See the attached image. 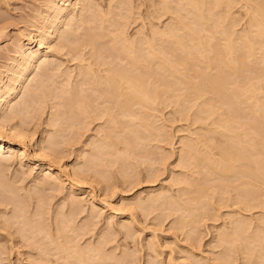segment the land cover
<instances>
[{
    "label": "rangeland",
    "instance_id": "374dc122",
    "mask_svg": "<svg viewBox=\"0 0 264 264\" xmlns=\"http://www.w3.org/2000/svg\"><path fill=\"white\" fill-rule=\"evenodd\" d=\"M78 1L74 18L61 21L49 38V8L61 0H0V87L23 66L27 44H36L40 32L49 38L41 64L0 109L1 119L15 112L5 124H22L28 153L21 161L0 153V179L10 190L0 193V264H264V41L255 37L251 12L264 0H225L228 8L212 0L205 7L198 0ZM195 3L200 21L192 13ZM176 18L196 29L210 56L213 45L223 50L222 28L236 54L246 52L243 34L261 40L249 62L262 73L251 67L215 87L210 78L218 68L210 69L190 41L194 59L173 71L154 58L132 65L121 55L117 39L133 40L143 52L151 31ZM155 41L170 57L166 42ZM16 44L23 46L20 55ZM107 69L141 81L153 99L128 90L131 97L121 96L122 89L92 91ZM189 81L199 86L198 96L184 84ZM82 95L88 100L83 114ZM225 152L239 159L230 162Z\"/></svg>",
    "mask_w": 264,
    "mask_h": 264
},
{
    "label": "bare ground",
    "instance_id": "6f19581e",
    "mask_svg": "<svg viewBox=\"0 0 264 264\" xmlns=\"http://www.w3.org/2000/svg\"><path fill=\"white\" fill-rule=\"evenodd\" d=\"M74 1H76V0H61V3L60 4H53L49 9H50V11H49V18H50V20H49V24H50V26H49V29H51V31H50V33H48L49 34V38H50V36H52V35H54L57 31H58V25H59V23H61V21L63 22V20H67V19H70V20H72L74 17H73V14H72V11L75 9V7H77L76 6V3L74 2ZM78 1V0H77ZM82 1V0H81ZM87 1V0H86ZM110 1V0H109ZM199 1V3H204V7L206 6L205 4L208 2L207 0L205 1V0H198ZM230 1V0H229ZM255 1V0H254ZM78 2H80V1H78ZM92 2V1H91ZM117 2V1H116ZM212 2H213V5L214 6H218L219 4H225V0L223 1V0H212ZM257 2H260V1H258L257 0ZM264 2V1H263ZM90 2H88V4H89ZM188 3H189V1H188ZM191 3V2H190ZM196 3H197V1H196ZM193 4L192 5V13H193V16H194V19L196 20V21H200L201 20V18H202V16H203V14H200V8L199 7H197V4ZM256 3V2H255ZM260 3H262V2H260ZM260 3H258L257 4V7L255 6V10L253 11H251V12H253L252 14H254V23H255V25L257 26V32H255L256 33V35H255V37L257 38V39H261L262 41H264V6L262 5V4H264V3H262V4H260ZM46 4V3H45ZM87 4V5H88ZM109 4V3H108ZM124 4V3H123ZM122 4V5H123ZM217 4V5H216ZM226 4L228 5V2H226ZM226 4H225V6H226ZM78 5V4H77ZM118 5V4H117ZM121 5V4H120ZM163 5H165V6H163V7H165L164 9L166 10V8H167V6H166V4H163ZM222 5V6H223ZM231 5V4H230ZM85 6V5H84ZM95 6V5H94ZM97 6V5H96ZM99 6V5H98ZM199 6V5H198ZM200 6H201V4H200ZM213 6V7H214ZM212 7V6H211ZM220 6H218V8H219ZM227 7V6H226ZM226 7L224 8L225 10H226ZM100 8V7H99ZM191 8V7H190ZM223 8V7H222ZM228 8V7H227ZM89 9V8H88ZM223 9V10H224ZM95 10V9H94ZM202 10V9H201ZM207 10V9H206ZM212 10H214L213 8H212ZM217 10V9H216ZM221 10V9H220ZM84 11V10H83ZM90 11V10H89ZM104 11V10H103ZM190 11H191V9H190ZM205 11V10H204ZM208 12H209V14H210V11L211 10H207ZM87 12V11H86ZM92 12V11H91ZM98 12V11H97ZM110 12V11H109ZM213 11H211V14H213L212 13ZM215 12V11H214ZM222 12V11H221ZM225 12V11H224ZM250 12V13H251ZM88 13V12H87ZM99 13V12H98ZM100 13H102V11L100 12ZM99 13V14H100ZM108 13V12H107ZM111 13V12H110ZM76 14V13H75ZM89 14V13H88ZM206 14H207V12H206ZM208 14V15H209ZM223 14V13H222ZM77 15H79V14H77ZM91 15H95V14H91ZM102 15V14H101ZM107 15V14H106ZM217 15V14H216ZM215 15V16H216ZM220 15V14H219ZM218 15V16H219ZM192 16V15H191ZM211 16V15H210ZM98 17H100L99 15H98ZM97 17V18H98ZM180 17V16H179ZM221 17V16H220ZM82 18H83V14H82ZM90 18V17H89ZM95 18V17H94ZM97 18H95L96 20H97ZM101 18H103V17H101ZM101 18L100 19H98L99 21L101 20ZM107 18V17H106ZM252 18V19H253ZM84 19V18H83ZM91 19H92V17H91ZM95 19H93V20H95ZM77 20V19H76ZM93 20H91V21H93ZM95 20V21H96ZM222 20H224V18L222 19ZM86 21V20H85ZM103 21V20H102ZM79 22V21H78ZM84 22V21H83ZM87 22H89L88 20H87ZM87 22H85V23H87ZM101 22V21H100ZM119 22V21H118ZM174 23L173 24H171V22H170V25L168 26V25H166L165 27V29L163 28L162 29V31L160 30V31H158V30H153V31H151L152 32V34H151V37H154L153 35H157V37L154 39V38H151L150 36H149V39H147L146 40V42L144 43V44H146V46L144 47V49L143 50H145V51H143L142 52V48H140L141 49V51H139L140 49L138 48V45H137V43L135 44L134 43V41L133 40H131V41H129V39L127 40L126 39V42L125 41H122V39L121 38H119V39H121L120 41H119V39H117V43H119V42H121V44H120V48H119V50H120V52H121V55H125V57L126 58H129L128 60H127V62L128 63H131L132 65H138L139 63H140V61H144V62H146L148 59H152L153 60V58L154 59H157L156 61H158V63L160 64V66H161V68L162 67H164V70L166 69V71H168L169 70V68L171 67H174L173 65H175L176 63H187L189 60H191V59H194L193 57H192V55H191V53H190V51L188 50V46H187V41H190L191 43H192V46L199 52V54L201 55V58L202 59H204L205 61H207V63L208 64H210L211 65V67H209L210 69L212 68V66H213V68H218V70L214 73V74H212V77L210 78V81L214 84V86L216 87V85L218 84L217 82L219 81V79L220 78H223V77H239V76H242L246 71H249V68H251L252 67V69L255 71V73L256 74H259V73H262V68H261V66L259 65H256V64H250V62L249 61H251L252 63H254L252 60H251V58L254 56L255 57V55H254V49H255V47H254V44H259L260 43V41H258L257 39H251V37L250 38H248L247 37V35H245V34H243L244 35V38H242V41H243V43H244V45H245V48H246V52H244V54H236L235 53V50H236V46H235V42L231 39V36H230V34H228V32H227V28H226V30L224 29V28H222V30L220 31V32H222V34L224 35L223 37H224V39L226 40L225 41V44H224V46H223V50H219L218 48H217V46L216 45H213L214 46V51H213V54L210 56L209 55V53L208 54H203L204 53V43L205 42H203L202 41V39L200 38V36H198L199 35V33L197 34V31H196V29L195 28H189V26H188V24L187 23H185L184 21H183V18H179V19H175V21H173ZM251 22H253V20H251ZM94 23V22H93ZM116 23V22H115ZM88 24V23H87ZM87 24H85V26L87 25ZM117 24H119V23H117ZM255 26V27H256ZM91 27V26H90ZM77 28V27H76ZM75 28V29H76ZM37 29V28H36ZM85 29V28H84ZM157 29V28H156ZM38 30V29H37ZM152 30V29H151ZM86 30H84V32H85ZM121 32H122V30H121ZM43 33V32H42ZM59 33V32H58ZM88 34V32H86V36H88L87 35ZM44 35V34H43ZM81 35V34H80ZM86 36L84 35V37L86 38ZM91 36H92V33H91ZM88 37V38H92V37ZM45 37V38H44ZM44 37L42 36V34H41V32H40V34H38V35H36L35 36V38L37 39V43L36 42H34V43H36V44H34V45H32L33 44V42H30V43H28L27 44V49H26V51H24L23 50V53L24 52H26L25 53V56H24V59H23V61H24V63H22L23 64V66L22 67H20V68H18L17 70H13L12 72H11V74L12 75H10L11 77H12V81H10L11 80V78H10V83H5V85L4 84H2V86L0 87V109L1 108H4L3 106H4V104L7 102V100H8V98L13 94H15L16 92H17V90H18V88L21 86V83H22V80L24 79V80H27V78L29 77V75H31L30 73H32L33 72V70H34V68L36 67V63H40V62H38V60H40V58L41 57H43V56H45V54L43 53V50H42V48L46 45V43H47V40L49 39L48 38V36H46V34L44 35ZM79 37H81L82 38V36H79ZM94 38H96V36H93ZM98 37V36H97ZM122 37V36H121ZM242 37V36H241ZM247 37V38H246ZM81 38H79V39H81ZM93 38V40H95ZM151 38V39H150ZM33 39V38H32ZM78 39V38H77ZM76 39V40H77ZM97 39V38H96ZM65 40V39H64ZM88 40V39H87ZM155 40H161V41H159V42H162V43H164V42H166V44L168 45V48H169V51H172L171 52V55H170V57H168V56H166V55H163V54H160V50H158L157 48H159V47H157L158 45L156 44V42L157 41H155ZM15 41V40H14ZM34 41V40H33ZM84 41V40H83ZM89 41H91V40H89ZM116 41V40H115ZM133 41V42H132ZM78 43H79V41H77ZM18 43V42H17ZM20 43V42H19ZM93 43V42H92ZM92 43H91V45H92ZM114 43V42H113ZM61 44V43H60ZM59 44V45H60ZM115 44V43H114ZM155 44H156V46H155ZM261 44V43H260ZM263 45V44H262ZM262 45H260V47L262 46ZM15 46V45H14ZM113 46V45H112ZM22 45H17L16 44V53H19V55H20V53H22ZM48 47H51V46H48ZM63 47V46H62ZM259 47V48H260ZM113 48V47H112ZM68 49V48H67ZM98 53V52H97ZM182 53H185V55H183ZM15 54V53H14ZM96 55V58H97V60H99V58L101 57L99 54H95ZM23 56V55H22ZM50 57V56H49ZM253 57V58H254ZM249 58H250V60H249ZM47 59V58H46ZM152 60H150V61H152ZM41 61H42V59H41ZM149 61V62H150ZM257 61V60H256ZM263 60H261V62H262ZM53 62V61H52ZM141 62V63H142ZM143 62V64H147L148 65V61H147V63H144ZM203 62V61H202ZM264 62V61H263ZM45 64L47 63V62H44ZM43 63V64H44ZM106 63H111V62H106ZM140 63V64H141ZM17 64H19V63H17ZM41 64V63H40ZM42 64V65H43ZM44 64V65H45ZM51 64V63H50ZM112 64V63H111ZM38 65V64H37ZM20 66V65H19ZM40 66V65H39ZM47 66V65H46ZM223 66V68H225L224 70H226V73H223V72H225V71H223L222 72V69H221V67ZM137 67V66H136ZM170 68V70H172ZM36 69V68H35ZM45 69V68H44ZM168 69V70H167ZM12 70V69H11ZM41 71V70H40ZM173 71V70H172ZM47 72V71H46ZM92 72V71H91ZM9 73V72H8ZM45 73V72H44ZM43 73V74H44ZM89 73V72H88ZM125 72H120V71H116V70H109V69H107V73L106 74H103V76H100V79L99 80H95L94 78V80H93V82H92V80H89V82L91 81L92 82V91H101V90H105V92H107V91H109L110 90V92L112 91V93L114 92V93H116V94H120V89H122V92H123V90H124V93L121 95V96H125V92H126V90H128L127 92L128 93H130V95H132L133 97H135V96H140V98L141 99H143V100H145V101H147V100H149L150 101V99L152 100L153 98L150 96V94L147 92V89H145L144 88V85H143V83L141 82V81H139V80H137V79H135V78H132L131 76H129V74H128V76H126V73L124 74ZM87 74V73H86ZM44 75H46V74H44ZM36 76V75H35ZM7 77H8V74H7ZM92 77V76H91ZM48 78V77H47ZM85 78V77H84ZM32 79V78H31ZM30 79V80H31ZM34 81V80H33ZM91 82L89 83V84H91ZM184 82V81H183ZM31 83V82H30ZM80 83H81V81H80ZM79 83V84H80ZM191 82L189 81V83H184V84H189L188 85V87H190V88H188V89H192V93L194 92V94L196 93L197 94V96H198V93H199V86L197 85V83H191ZM83 86V85H82ZM79 87H80V85H79ZM85 88H88L89 89V87H85ZM31 89V88H30ZM87 89V90H88ZM262 89V88H261ZM29 90V89H28ZM78 90H79V88H78ZM34 91V90H33ZM81 91H84V90H81ZM91 91V92H92ZM254 91H255V89L254 88H251V89H249V93L250 92H252V93H250V95H252L253 96V93H254ZM79 92H80V90H79ZM85 92V91H84ZM104 92V93H105ZM126 92V96L125 97H128L129 95H128V93ZM156 92V91H155ZM231 92L234 94V95H239L235 90H231ZM67 93V92H66ZM69 93V92H68ZM82 93V92H81ZM100 93V92H99ZM98 93V96L99 97H101L100 96V94ZM248 93V94H249ZM78 94V93H77ZM76 94V95H77ZM94 95H95V93H93ZM255 94V93H254ZM34 95V94H33ZM76 95H74L75 97H77ZM97 95V94H96ZM135 95V96H134ZM256 95V94H255ZM87 96V95H86ZM97 96V97H98ZM157 96V95H156ZM94 97H96V96H94ZM96 97V98H97ZM99 97H98V99H97V101L99 100ZM104 97V96H103ZM129 97H131V96H129ZM128 97V98H129ZM133 97H132V100H133ZM11 98V97H10ZM78 98V97H77ZM77 98H76V102H78L79 101V105L81 106H79L81 109H79V110H82V109H85V107L87 106L86 104L88 103L87 101L88 100H86V101H84L83 100V95H82V98H81V96H80V98H81V100H79L78 99V101H77ZM96 98H94L95 100H96ZM102 98V97H101ZM71 101H72V99H70ZM94 100V101H95ZM124 100V99H123ZM125 100H126V98H125ZM11 101V100H10ZM26 101V100H25ZM74 101V100H73ZM72 101V102H73ZM74 101V103H76ZM127 101H130V99H128V100H126V102ZM9 102V101H8ZM7 102V103H8ZM30 102V101H29ZM96 102V101H95ZM126 102H124L123 104H126ZM152 102V101H151ZM11 103V102H10ZM73 104V103H72ZM12 105H16V106H18L17 104H12ZM26 105V104H25ZM28 105V104H27ZM26 105V106H27ZM75 105V104H74ZM86 105V106H85ZM91 105V104H90ZM89 106V105H88ZM10 107H12V106H10ZM30 107V106H29ZM77 107V106H76ZM90 107V106H89ZM88 107V108H89ZM91 107H92V105H91ZM12 108H15V106H13ZM11 108V109H12ZM20 108V107H19ZM25 108V107H24ZM21 109V108H20ZM28 109V107L26 108V110ZM77 109V108H76ZM2 110V109H1ZM17 110V109H16ZM89 110V109H88ZM78 111V110H77ZM76 111V112H77ZM85 111H86V109H85ZM89 111H91V110H89ZM1 112V111H0ZM82 112V114L83 113H85V112H83V110L81 111ZM78 113H79V111H78ZM88 113V112H87ZM7 115V114H6ZM21 115V114H20ZM87 115V114H86ZM15 112L14 113H12L11 115H8V118L7 117H4V119H1L0 118V153L1 152H8L11 156L12 155H15V156H17L19 159H20V161L21 160H23V159H27L28 158V153H27V151H26V145H25V134H23L22 133V131H20L21 129H20V127H21V125H19L20 127H16V126H14V125H12V126H8V122H9V120H12V119H14L15 118ZM142 116V115H141ZM1 117V116H0ZM9 119V120H8ZM16 119V118H15ZM14 119V120H15ZM141 119V118H140ZM143 119V118H142ZM23 120V119H22ZM5 121H8L7 122V124H5ZM13 121V120H12ZM19 121V120H18ZM140 121H142V120H140ZM27 122V121H26ZM25 122V123H26ZM11 123V122H10ZM19 123V122H18ZM14 126V127H13ZM20 129V130H19ZM52 139H54V138H52ZM50 142V141H49ZM48 142V143H49ZM57 143L55 142V145H56ZM50 146V145H49ZM52 148H54L53 146H52ZM41 149V148H40ZM53 149H51V151H52ZM49 151L50 150H48V153H49ZM52 152H54V151H52ZM52 152H50V153H52ZM47 154V153H46ZM224 155H225V157H226V159L228 160V161H232V162H236L239 158L236 156V155H234L233 153H228V152H225L224 153ZM54 156H56V155H54ZM6 157V156H5ZM2 158V157H1ZM12 158V157H11ZM90 158V157H89ZM4 159V158H3ZM56 159V158H55ZM59 159H60V157H59ZM2 160V159H1ZM6 160H7V158H6ZM30 160V159H29ZM61 160V159H60ZM92 160H94V162H96L95 161V159L93 158ZM5 162V161H4ZM92 162V161H91ZM31 163V162H30ZM49 163V162H48ZM98 163V162H97ZM3 164H6V163H3ZM34 164V163H33ZM37 165V164H36ZM43 166H44V164H42ZM41 165V166H42ZM5 166V165H4ZM39 166V165H38ZM97 166V165H96ZM82 167V166H81ZM80 167V168H81ZM94 167H95V165H94ZM44 168V167H43ZM45 168H47L48 170H50V168H51V166L48 164ZM47 169H45V170H47ZM83 169V168H82ZM234 170L233 169V167L232 166H228L227 167V170ZM60 171V170H59ZM58 171V172H59ZM1 172V171H0ZM43 172H45V171H43ZM62 173V172H61ZM3 174V173H2ZM76 174L77 173H75V176H76ZM77 175H79V174H77ZM58 176H60V175H58ZM62 177V176H61ZM1 178H3V177H1ZM10 178V177H9ZM52 178V177H51ZM60 178V177H59ZM80 178V177H79ZM47 179V178H46ZM55 180V179H54ZM53 180V181H54ZM57 180V179H56ZM55 180V181H56ZM6 181V180H5ZM4 181V182H5ZM51 181V180H50ZM74 181V180H73ZM77 181H79V180H77ZM7 182V181H6ZM12 182V181H11ZM48 181H46V183H47ZM14 183V182H13ZM45 184V183H44ZM51 184V183H50ZM80 184V183H79ZM41 186H42V184H41ZM40 186V187H41ZM47 186H48V184H47ZM74 186V185H73ZM39 187V186H38ZM43 187V186H42ZM48 187H50V186H48ZM6 191H10L8 188H6L5 187V184L3 183V181L0 179V193H6ZM29 192V191H28ZM36 193V192H35ZM24 194V193H23ZM37 194V193H36ZM1 195V194H0ZM3 195V194H2ZM2 195H1V200H3L2 199ZM5 195H7V194H5ZM12 196V195H11ZM16 196V195H15ZM27 196V195H26ZM17 198H19V197H17ZM29 198V197H28ZM40 199H41V196H40ZM73 199V198H72ZM32 200V199H31ZM8 201V199L6 200V202ZM11 201V200H10ZM76 201V200H75ZM74 201V202H75ZM153 201V200H152ZM12 202V201H11ZM39 202V201H38ZM13 203V202H12ZM37 203V202H36ZM41 203H42V200H41ZM7 204H10V202L8 203L7 202ZM71 204H73V203H71ZM70 204V205H71ZM2 205V204H1ZM7 206V205H6ZM38 206V205H37ZM36 206V207H37ZM42 206V205H41ZM69 208H70V206H68ZM75 207V206H74ZM35 208V207H34ZM39 208V207H38ZM73 209V208H72ZM27 210V209H26ZM39 210H41V209H39ZM15 211V210H14ZM37 211V209H35V211H33V215H34V212H36ZM72 211V210H71ZM71 211H70V213H71ZM67 212V211H66ZM27 213V212H26ZM69 213V214H70ZM14 214H16V213H14ZM68 214V215H69ZM11 215V214H10ZM37 215V214H36ZM67 215V214H66ZM57 216V215H56ZM60 216V215H59ZM15 217V216H14ZM14 217H13V220L15 221L16 219H14ZM35 217V216H34ZM33 217V218H34ZM38 217H39V215H38ZM42 217V216H41ZM64 217H66V216H64ZM64 217H63V219H64ZM72 217V216H71ZM76 218V217H75ZM8 219V218H7ZM19 219V218H18ZM37 219V218H36ZM59 219V218H58ZM57 219V220H58ZM66 219V218H65ZM68 220L70 219V218H67ZM66 219V220H67ZM23 220V219H22ZM67 220V221H68ZM17 221V220H16ZM25 221V220H24ZM63 221H65V220H63ZM70 221V220H69ZM74 221V220H73ZM9 222V221H8ZM37 222V221H36ZM18 223H19V220H18ZM60 223V222H59ZM65 223V222H64ZM64 223H63V226H64ZM9 224V223H8ZM12 225V224H11ZM15 225V224H14ZM21 225V224H20ZM33 225V224H32ZM39 225V224H38ZM56 225V224H55ZM54 225V226H55ZM58 225V224H57ZM59 225H61V224H59ZM30 226V225H29ZM35 226H37V225H35ZM41 227V226H40ZM59 227H61V226H59ZM58 227V228H59ZM65 227V226H64ZM68 227H70V226H68ZM74 227V226H73ZM19 228V227H18ZM24 228V227H23ZM29 228V227H28ZM38 228V227H37ZM57 228V229H58ZM41 229V228H40ZM63 229H65V228H63ZM31 230V229H30ZM56 230V229H55ZM59 230V229H58ZM58 230H56V231H58ZM18 231V230H17ZM21 231V230H20ZM20 231H18V232H20ZM22 231H23V229H22ZM34 231V230H33ZM32 231V232H33ZM43 231H44V229H43ZM43 231H41V233H43ZM63 230H60L59 232H62ZM66 231V229L64 230V232ZM40 232V231H39ZM48 232V231H47ZM33 233H35V232H33ZM45 233V232H44ZM58 233V232H57ZM24 234V233H23ZM30 234H32V233H30ZM37 234H39V233H37ZM62 234H66V233H62ZM62 234H60V235H62ZM16 235V234H15ZM26 235V234H25ZM43 235V234H42ZM57 235H59V234H57ZM56 235V236H57ZM37 236V235H36ZM65 235H63L62 237H64ZM29 237H32L31 235L29 236ZM28 237V238H29ZM38 237V236H37ZM26 238V237H25ZM64 238H66V236L64 237ZM46 239H48V238H46ZM50 239V238H49ZM55 239V238H54ZM38 240H39V238H38ZM41 240V239H40ZM69 240V239H68ZM31 241V240H30ZM30 241H28V242H30ZM50 241V240H49ZM37 242V241H36ZM70 242V241H69ZM66 247V246H65ZM75 247H76V245H75ZM67 250V249H66ZM72 250V249H71ZM91 250H92V248H91ZM90 250V251H91ZM64 251V250H63ZM73 251V250H72ZM77 251H78V249H77ZM67 252H69V251H67ZM75 252H76V250H75ZM79 252H81L80 250H79ZM66 253V252H65ZM71 253V252H70ZM72 254V253H71ZM78 254V253H77ZM94 254H96V253H94ZM67 255V254H66ZM75 255V254H74ZM79 256V255H78ZM77 257V256H76Z\"/></svg>",
    "mask_w": 264,
    "mask_h": 264
}]
</instances>
